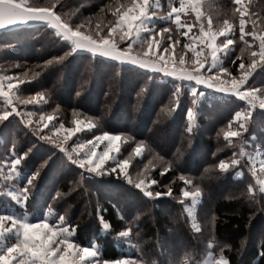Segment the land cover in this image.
Wrapping results in <instances>:
<instances>
[{"label":"rangeland","instance_id":"1","mask_svg":"<svg viewBox=\"0 0 264 264\" xmlns=\"http://www.w3.org/2000/svg\"><path fill=\"white\" fill-rule=\"evenodd\" d=\"M43 1L45 0H27V4H39ZM127 2L128 0H116L114 4H123ZM151 3L156 4L157 0H151ZM194 3L199 5V19L197 18V12L194 11L192 7H190V5ZM173 6L179 8L180 0H174ZM235 7L238 6L235 5L234 0H217V13L210 14L208 9L205 7V0H185V10L180 13L181 27H177L176 23L174 22L175 18H173V21H168L164 18V16H161L171 11V7H169V0H159L155 10L160 15H151L150 13L143 19L142 24L146 30H142L137 35L135 43L137 45L142 44L152 31H156L158 34L157 38L161 39L162 41L161 48L158 49L159 52L162 51L163 47L172 44V41L167 39V36L171 35L173 39L179 41V43L174 46V51L171 54L173 59L176 60L178 59L179 55H183L186 61L185 66H187V61L190 57H192L193 54L189 49L184 48V44L194 41V39L200 35L201 24H203L207 30L209 19H211L212 28L213 31H215L219 24H222L224 20L229 19L227 14L228 10L234 9ZM245 7L248 9L246 16V20L248 22L245 26L246 31L252 30V21L256 22L257 27H262L261 21L262 18H264V2H262V0H245ZM80 9L81 7H78L79 12H81ZM63 15L64 18L70 22V24L73 22L74 24L84 25V28L81 29L82 31H86L89 27L95 29L97 24L107 25L109 21H115L117 19L113 15L112 18L101 17L99 19L97 16L86 17L82 13L80 15H73L71 10H65ZM86 18H93L90 24L87 22ZM230 24L232 25V31L219 35L217 37L216 43H220L221 41L225 40V38H228L233 39L236 47L233 51L229 50L225 53L219 54L220 63L217 65V67L223 66L231 71L235 61L238 60L239 62L236 66V72L231 71V73L233 76L239 77V64L241 60L247 64L248 56L246 54L241 57L239 52V48L243 47V43L239 39L240 31L238 13L235 18L230 20ZM188 26L191 27L189 28ZM161 28H167L169 29V32L161 33ZM107 31L108 29L105 27L104 32L107 33ZM183 33H187V35H184ZM245 39H247L250 43L253 42V37L250 35L246 36ZM126 43L127 42H124V44H121L120 47H124ZM194 46L196 48L200 47L198 43L194 44ZM257 46L258 41L253 43V49L257 50ZM1 49L3 48H0V50ZM262 66L258 67L256 71L261 69ZM27 71L28 70L25 69L24 65L19 64L14 60L0 63V77L23 76V73ZM151 71L159 72L156 70ZM256 71L253 73L252 78L249 77V84L244 86L245 89L249 86L258 89L260 87H264V83L261 84V82L258 81ZM213 72H215V69H213ZM161 74L168 75L165 73ZM173 79L179 84L184 83L185 88L189 91L192 97L194 88H197L200 93L195 105H189L186 109V113L189 108H193L194 111V117L191 121L192 128H194L196 125V119L198 115L197 107L199 106L200 101L205 98L210 99L207 96L211 95V93L221 94L223 98L224 95H226L227 97H233L234 99L238 100L241 103V108H238L236 111L248 109L246 101L240 100L232 94L206 88L202 85H195V82L187 79H179L176 77H173ZM33 80L34 78L31 80L25 79V82L19 85V88L17 89V95L24 98L36 97L37 93H41L44 96V101L46 102L41 101L39 103L18 105L19 108L24 112L32 113L31 119L33 124L28 125L23 122L20 117H16L15 115L10 116L3 122H0V214L11 215L16 217L18 220L33 223L39 222L42 219H47V223H49L50 226L53 224H58L59 217L61 215H66V224L64 227L75 229V233L72 236L71 242L74 244L77 243L81 247H94L98 254L97 258L103 259L100 255V248H97L95 246L96 244L93 242L94 239L90 245H82L75 240L77 229L76 224H81L82 222L92 220L90 217L92 215V211L99 204L98 196L95 193H90V185L87 184L88 177H93V174H100L89 172L85 168H80L78 164H74L68 159L66 152L57 148L54 144L40 139V137L33 131V128L35 127V122L39 120L41 115H44L45 117L51 115L53 119L51 121H47V126L41 125L38 129L39 132L42 135L57 136L62 140L65 136H67V140L64 141L65 148L68 151L73 152L74 158L79 156L81 159L84 158V154L91 146L90 142H94V138L96 136L101 135L107 130L102 128L98 118L82 111H70L69 118L67 119L64 110L59 108L57 105L54 106V104L51 105L49 103L51 102V98L48 90H42L36 93L28 92L27 89L30 86L29 84ZM13 84H16L15 80H13ZM176 87L178 88L179 85H176ZM36 98L39 99V97ZM7 107V102L3 100V98H0V110H5ZM259 109L264 110V108H260L259 106L250 109V118L247 124V130L241 134L244 143H241L240 137L228 138L225 135L229 131L237 130L236 121L234 119L236 111H234L232 116L223 123L224 128L219 131L217 136V149H219V151L216 149L212 153L213 162H211L207 168V170L210 172H222L219 168V161L224 160L226 163H229V168L227 171L232 172L230 174L231 177L235 179H242L244 177V182L241 184V186L239 184H234V188L245 189V194H248L247 189L249 185H253L254 190L257 191L260 187V180L264 179L261 174L254 177L250 171L252 167L259 169L260 161L264 160V146L257 143V139L260 138L258 134L256 135L255 132L248 136L246 134L248 132L249 123H252L253 126L255 123H257L258 119L254 118L253 116L254 111L258 112L257 110ZM186 113L185 119L189 125V120ZM251 118L254 121L250 122ZM77 121H80L81 130L79 132H73L71 135H69L67 129H75L77 127ZM89 124L92 126L89 127ZM61 125H63L62 129L60 128ZM57 129H59V131H57ZM110 133L121 136V139L117 141L119 151L114 149L112 152H110V156H115L117 160L120 161L128 159L129 163L127 175L130 176L134 182L138 183L142 179L148 180L150 178L158 181L157 185H152L149 183V187L155 191L167 193L169 187L172 189L171 195L164 194L159 197L151 198L139 189L144 196L148 197L149 200L154 199L152 200L154 203L149 205L143 202L142 204L140 200L131 195L128 196L126 201L138 200L139 203H134L136 206L133 210L131 207H129L131 209L130 211H128L120 202H115L117 203V217H126V226H124L112 237V239H116L117 242H115V240L114 242L119 245V251L122 253L121 256H118L116 259L140 258L145 262V264H148L150 261H155V264H182L183 259L187 258L188 264H211V261L218 256L220 250L223 247L222 245L225 242L222 243L215 239L213 235L214 224L211 225L210 228H206L203 225V221L208 219L212 214V205L210 197L203 199V197H205V193L203 194V189L200 182L201 179L197 177H191L190 175H170L171 179L169 182L165 183V181H159L158 177H162L161 173L163 172V166L167 164L168 161L164 157L158 156L153 146H149L143 141V143H140L141 141H137L133 138L127 139V137L131 136L124 132ZM229 139L232 140L231 144L229 143ZM77 145H82L83 147L73 151L76 149ZM106 146L107 141L99 142L97 143L95 150L97 152H102ZM137 147L141 149L140 155L136 154L135 149ZM241 147L244 148L245 155L243 157H238L240 159V164L233 166L230 164V160L232 159L234 152L239 153ZM33 150V157L36 156L39 159L36 160L32 166H25L24 156L22 162L17 166L15 173L7 175L8 161L13 159L15 156H23V153L25 152L28 155L31 151L33 152ZM44 160H47V164L40 172L39 177L35 180L34 187L31 188V194L27 204H22L19 199L21 189L25 186L32 173L36 171L39 164ZM50 164H53L54 167H51L52 165ZM110 166L115 167V164L112 160L106 162L105 168L107 169ZM53 168L55 170L51 171ZM238 171L243 172V175L237 176L236 172ZM101 176H110L115 177L116 179H123L128 183V180L124 178L125 174L122 173L119 168L116 169L115 173L108 174L106 172L105 175ZM181 176H184L185 180H181ZM187 179H191L193 183L191 185L186 184L185 181ZM209 180L211 181V179H208V182H210ZM117 185L121 188L117 187L114 189V191L126 187L120 182H117ZM130 185L135 187L134 183ZM195 185H199L201 189L200 196L196 197L195 200H193L192 197H184L183 192L185 190L190 192L195 191ZM104 187H107V185ZM226 188L227 187L224 186L220 187L222 190H225ZM57 190L62 192L64 195L53 201V196ZM103 190L108 192L107 188L106 190L103 188ZM228 191H230V189ZM258 192L264 195V191ZM115 194L122 201V198L118 192H115ZM76 197L81 198L83 201L79 207H75L70 203V199H74ZM171 201H176L179 203V207L181 208L180 212L183 213L185 217V225L182 221H179L178 215L181 213L177 210L178 208L171 206ZM255 202L258 203V199H256ZM50 204L53 205V211L51 214H47ZM251 206L253 205L251 204ZM155 209H158L159 211L156 213ZM260 209L264 210V201L262 205L258 204L256 206L257 211ZM97 213L96 228L98 230L100 229L99 232L102 233L103 231H107V229L103 228L100 219L102 216L99 210ZM166 214H170V216H172L170 217L171 224L165 222L163 228L157 227L156 216L161 217ZM83 217L85 218V221ZM193 217H195V222L201 225V230L199 232L194 231L191 227ZM94 221H96V219ZM75 222L76 224H74ZM90 223H92L93 227L95 228L96 223L92 221H90ZM147 224L152 227V232L147 231ZM167 224H169L168 227L166 226ZM154 227H156L158 230L155 231V229H153ZM128 228H131V232L128 236L120 235L123 230ZM187 231H189L191 235L194 234V236H191L189 239L187 237ZM259 232L260 234L262 233V237H264L263 221H258L256 227L253 228L251 238H255V235L257 233L259 234ZM137 233H139V235H136ZM105 234L106 233L103 235ZM93 237L94 236H91V238ZM18 238V233L15 230L0 236V251L6 249L12 243H15ZM142 240H146L147 242L138 249L137 245ZM89 264H94V261L90 260Z\"/></svg>","mask_w":264,"mask_h":264},{"label":"trees","instance_id":"2","mask_svg":"<svg viewBox=\"0 0 264 264\" xmlns=\"http://www.w3.org/2000/svg\"><path fill=\"white\" fill-rule=\"evenodd\" d=\"M115 2L116 0H63V7L57 5L54 11L64 18L65 10L74 12L81 7V12L78 11L76 14L82 13L86 17L100 14L102 18H112L111 12L106 10L105 6ZM44 4L45 1L39 3V5ZM102 9L105 11L101 12ZM0 44L6 46L0 47L3 48L0 50V63L14 60L24 65L30 76L32 70L40 71V68L35 67L36 65H43L46 60L62 56L72 48L45 25H25L0 32ZM238 62L235 61L232 66V72H236ZM256 76L263 84L264 66L256 71ZM29 85L27 89L29 93L48 90L51 98L49 103L64 110L67 119L70 111H82L98 118L102 128L107 131L124 132L137 141L153 146L158 156L173 162L169 172L158 177L159 181L169 182L170 175H190L200 178L203 194L205 193L203 199L210 197L212 213H215L217 218L213 235L216 240L232 245L231 251L224 250L230 264H264V237L259 232L255 238H251L252 230L258 221L264 222V210H256L258 204H263L264 195L256 190L245 194V189L234 188V184L241 186L244 177L235 179L230 176L232 172H205L213 162L212 153L217 149V136L224 128L223 123L234 111L241 108L238 100L211 93L207 96L210 99L205 98L200 101L197 107L196 125L192 132H188L185 113L188 106L192 105L194 97L190 95L184 83L179 84L173 77L159 72L80 52H72L63 62L48 66ZM176 85L179 87L177 88ZM177 89H180L179 107H177V97L173 95ZM257 111H254L253 116L258 119L257 123L254 126L249 123L246 134L248 136L255 132L260 136L257 143L264 146V110ZM250 120V122L254 121L252 118ZM33 153L34 150L25 156V166L30 167L39 159L33 157ZM50 165L54 167L53 164ZM54 170L53 168L51 171ZM92 176L88 177L87 184L90 185V193L98 196L99 204L92 211L90 216L92 220L85 221L83 217L85 222L74 223L77 228L75 240L79 244L90 245L94 239L93 242L97 248H100L103 259H116L122 253L119 251V245L115 243L116 239L112 237L126 226V217H117L115 202H120L130 211L129 207L133 210L136 206L134 203H139L138 200L142 204L145 202L150 205L154 203L152 202L154 199L149 200L139 189L123 179L94 174ZM208 179L211 181L208 182ZM117 182L127 188L114 191L119 187ZM105 185L107 187H104ZM221 186L227 188L222 190ZM103 188L105 190L107 188L108 192ZM115 192H118L124 204ZM131 195L138 200L126 201ZM250 195H256L258 203L255 202L256 199L249 201L247 197ZM76 198H71L70 203L79 207L83 201L79 197ZM171 202V206H175L180 212L179 203ZM98 210L103 219L111 225L107 231H103L105 235L96 228ZM155 210L156 213L159 211ZM170 217H172L170 214L156 216L157 227L163 228L165 222L171 224ZM178 217L184 224L183 213ZM90 221L96 223L95 228ZM166 226L168 227L169 224ZM146 229L152 232L149 224L146 225ZM153 229L158 230L156 227ZM187 232L189 239L194 236ZM242 236H246L247 240L244 247L240 248L239 241Z\"/></svg>","mask_w":264,"mask_h":264},{"label":"snow or ice","instance_id":"3","mask_svg":"<svg viewBox=\"0 0 264 264\" xmlns=\"http://www.w3.org/2000/svg\"><path fill=\"white\" fill-rule=\"evenodd\" d=\"M159 0L156 4H152L151 0H128L127 3L123 4H111L106 5L105 9L112 12V15L117 19L115 21H109L107 25L97 24L95 29L89 27L86 31H82L84 25L70 24V22L63 18L61 14H58L54 9L59 5L63 7V0H52L51 3L39 5V4H27V0H0V19L5 22L0 23V29L5 28L9 25H13L19 22H26L29 20H40L44 21L50 28L55 29L54 35L59 37L61 40L70 41L73 45L69 51L65 52L62 56H55L52 59H48L43 65H36L35 67L40 68V71L32 70L31 76L28 72L23 73V76L16 77H0V98H3L7 102V109L0 110V122L8 119L10 116L15 115L20 117L23 122L28 125H32L31 119L32 113H26L19 108L20 104H33L44 101V96L41 93H37L36 97L24 98L17 95V89L19 85L25 82V79H33L39 77L41 72L48 66L54 63L63 62L72 52L78 49L89 50L93 54H100L109 58H114L120 62H130L134 65L140 66L144 69L156 70L161 73L168 74L172 77L179 79H187L195 82V85L205 86L218 90L223 93L232 94L236 98L246 101L248 109L236 111L234 119L236 121L237 130L229 131L225 135L228 138L240 137L241 143H244L242 139V132L247 130V124L250 118V109L259 106L264 108V87L255 88L252 86H244L249 84V77L253 76L256 69L264 65V27H257L255 21H252V30L246 31V20L248 9L245 7V0H234V10L239 14V31L240 41L243 43V47L239 48L240 56L243 57L247 54L248 63L245 64L241 60L239 64V77L233 76L231 71L223 66L217 67L220 63V53H225L229 50L233 51L236 47L233 39L225 38L220 43H216L217 37L226 32L232 31V25L227 24L223 30L216 29L213 31L212 21L209 19L207 24V30L203 24L200 25V35L190 43L184 44L185 49H189L192 52V57L186 61L183 55H179L178 59L174 60L172 52L174 46L179 43L178 40L173 39L171 35L167 36V39L172 41V44L163 47L162 51L158 52L161 48L162 41L158 39L156 31H152L147 39L137 45L135 43L137 35L144 29L142 24L143 19L151 15H160L155 10ZM174 0H169V7L171 11L163 14L165 19L173 21L177 27L180 25V13L185 10V0H180V7L176 8L173 6ZM194 11L197 12V18H200V11L195 9L194 4L190 5ZM102 9L101 12H104ZM79 10H75L73 15ZM97 18H101L100 14H97ZM93 18H86L90 24ZM242 21V22H241ZM211 25V27H209ZM107 27V33L104 32ZM189 28L191 26H188ZM161 33H168L169 29L161 28ZM103 33V34H102ZM187 35V33H183ZM252 36L253 42L250 43L246 36ZM258 41L257 50L253 49V43ZM127 42L124 47H120L121 44ZM198 43L199 48H196L194 44ZM0 47H6L0 44ZM167 54V55H165ZM90 63V62H89ZM207 66V67H206ZM203 69V71H202ZM215 69V72H213ZM13 80L16 84H13ZM79 95V93H77ZM177 97V107H179L180 89H177L174 93ZM194 99L192 101L193 106L196 100L199 98V91L197 88L193 89L192 93ZM187 117L189 125L187 128L188 132H192L193 128L191 121L194 117L193 108H189L187 111ZM53 118L51 115L45 117L41 115L39 120L35 122L33 131L42 140L54 144L57 148L66 152L67 157L74 164H78L80 168H85L89 172L105 175L115 173L116 169L119 168L122 173L125 174L124 178L128 180V183L135 184V187L143 191L148 197H159L167 194L171 195L172 189L169 187L167 193L155 191L149 187V183L157 185L158 181L154 179L140 180L138 183L134 182L130 176L127 175L128 159L123 161L117 160L115 156H110V152L114 149L119 151L117 141L121 139L120 135L112 134L104 131L101 135L94 138V142H90L91 146L88 151L84 154V158L81 159L79 156L73 157V152L68 151L64 146V141L67 140V136L64 139H60L57 136L42 135L39 132L41 125L47 126V121H51ZM89 127L92 125L89 124ZM63 128V125L60 126ZM80 121H77V127L75 129L69 128L67 132L71 135L73 132H79ZM59 131V129H57ZM132 139V137H127ZM107 141V146L102 152H97L96 145L99 142ZM140 143H143L142 141ZM229 143L232 140L229 139ZM82 145H77L75 150H78ZM30 151V149H29ZM136 154H141V149L137 147L135 149ZM219 151V149H217ZM27 153H23V156L18 155L8 161L7 175L15 173L17 166L22 162L24 156ZM245 150L241 147L239 153H233V157L230 160V164L235 166L240 164L238 157H243ZM112 160L115 167L105 168L107 161ZM47 164V160L42 161L37 167L36 171L29 177L25 186L20 192V202L27 204L29 196L31 194V188L34 187L35 180L39 177L40 172L44 169ZM173 162H168L163 166V172H167L172 167ZM264 165V160L260 161L259 169L252 167L250 169L252 175L255 176L260 174V169ZM219 168L222 172H225L229 168V163L224 160L219 161ZM208 171L207 169L205 170ZM237 176L243 175V172H236ZM254 176V175H253ZM254 176V177H255ZM181 180H185L184 176L180 177ZM186 184L191 185L193 182L191 179H187ZM253 186V185H252ZM195 191L183 192L184 197H192L193 200L200 196L201 189L199 185H195ZM254 191V186H253ZM64 194L57 190L53 196V201L57 198L62 197ZM53 211V205L50 204L48 207V213L51 214ZM46 214V215H47ZM103 228L109 229L110 223L100 217ZM66 215H61L58 219V224L49 225L47 219H42L39 222H25L18 220L16 217L6 214H0V236L3 234L15 230L18 233L19 238L15 243H12L6 249L0 251V264H89V261H94V264H128L131 258H120V259H98L97 252L94 247H81L77 243H73L72 236L75 233V229H69L64 227ZM131 232V228L123 230L120 235L128 236ZM82 253H94L88 255H82Z\"/></svg>","mask_w":264,"mask_h":264},{"label":"clouds","instance_id":"4","mask_svg":"<svg viewBox=\"0 0 264 264\" xmlns=\"http://www.w3.org/2000/svg\"><path fill=\"white\" fill-rule=\"evenodd\" d=\"M51 2H52V0H45V4H48V3H51ZM262 2H264V0H262ZM216 4H217V0H205V7L208 9L210 14H216L217 13ZM194 6H195V9L197 11H199V5L194 3ZM227 14L229 16V19H226V20L223 21L222 24H219L218 27H217L218 30H223L224 26L227 25V24H230V20L236 17V12H235L234 9H229ZM4 22L5 21L3 19H0V23H4ZM261 23H262V27H264V18H262ZM209 27H211V25ZM260 174H261L262 177H264V165H262V167L260 169ZM253 175L255 176L256 173L253 172ZM258 191H264V179L260 180V187L257 190V192ZM247 192L248 193H253V186L252 185L248 186ZM247 198H248L249 201H254L256 199V195H250ZM252 215H254V213H252ZM216 219L217 218H216L215 213H212L211 216L208 219L203 221V225L206 228H210V226L215 223ZM191 227L196 232H199L201 230V225L195 222V217H193V222L191 224ZM136 235H139V233H137ZM246 240H247L246 236H242L240 238V241H239L240 248L244 247V245L246 243ZM146 242H147L146 240L140 241V243L137 245V248L139 249ZM225 249L231 251L232 250V245L225 244L223 246V248L220 250V252H219V254L217 256L218 258L216 257L214 260H212L211 264H230L229 259L224 254V250ZM88 254H94V253H82V255H88ZM128 264H145V262L142 259H140V258H135V259L131 258L128 261ZM148 264H155V261H150V262H148ZM182 264H188V259L184 258L183 261H182Z\"/></svg>","mask_w":264,"mask_h":264},{"label":"water","instance_id":"5","mask_svg":"<svg viewBox=\"0 0 264 264\" xmlns=\"http://www.w3.org/2000/svg\"><path fill=\"white\" fill-rule=\"evenodd\" d=\"M25 25H27V26H32V25H45V26H47L50 30H52L55 33V29L50 28L44 21H40V20H29V21H26V22L15 23L13 25H9V26H7L5 28L0 29V32L7 31V30H10V29H13V28H16V27H20V26H25ZM63 41L67 42L68 44H70L73 47V45L71 44L70 41H67V40H63ZM74 52L89 53V54H91L93 56H98V57L104 58L106 60L120 62V61H117V60H115L113 58H109V57H106V56H103V55H100V54H93L89 50L78 49V50H76ZM120 63L134 65V64H132L130 62H120ZM134 66H137V65H134ZM138 67H140V66H138ZM140 68H142V67H140ZM142 69H144V68H142ZM145 70H149V69H145Z\"/></svg>","mask_w":264,"mask_h":264}]
</instances>
